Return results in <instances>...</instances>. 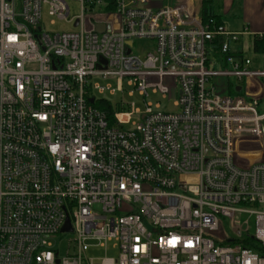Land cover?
I'll list each match as a JSON object with an SVG mask.
<instances>
[{
    "label": "built area",
    "instance_id": "built-area-1",
    "mask_svg": "<svg viewBox=\"0 0 264 264\" xmlns=\"http://www.w3.org/2000/svg\"><path fill=\"white\" fill-rule=\"evenodd\" d=\"M67 1L0 0V264H264V111L250 83L264 70L232 47L240 33L204 22L195 0H75L72 17ZM43 9L76 29L49 34ZM135 39L153 42L143 60ZM217 76L244 93L216 94ZM124 78L163 97L173 79L176 110L147 103L131 127L118 110L109 124L92 93ZM246 142L263 158L241 166ZM59 232L75 253L58 255ZM92 241L116 256L89 257Z\"/></svg>",
    "mask_w": 264,
    "mask_h": 264
},
{
    "label": "rangeland",
    "instance_id": "rangeland-1",
    "mask_svg": "<svg viewBox=\"0 0 264 264\" xmlns=\"http://www.w3.org/2000/svg\"><path fill=\"white\" fill-rule=\"evenodd\" d=\"M157 0H150L148 5L156 4ZM69 7V16H78L80 14V6L79 3L75 0H68ZM40 23L44 26L45 30L49 34H53L55 32H63V31H72L76 28L73 27L72 22H69L65 19H59L55 16L48 15L46 9H43ZM153 42L149 39H135L132 43L131 49L140 59H144L146 53L152 49ZM246 55L254 61V66L259 67L261 65V56L256 55L251 49L246 50ZM94 81L100 84H108L110 88H116L117 82L115 79L101 80L94 79ZM159 82V80H154ZM253 83L251 86V90L255 93L261 92L260 85H258V81L252 79ZM163 84L171 87V90L167 93L165 97L162 96V93L157 90L153 92L151 88L148 89V93L146 96H143L138 92V90L127 84V78H124L121 81V90L110 91L105 90L103 93H97L94 91L92 94L96 99H104L109 102L112 108L122 112L119 119L125 117L127 120H121L124 128L131 127L132 122H137L139 120V114L145 111V104H150L152 109L158 111H167L172 112L176 110L174 106L175 100V91L173 88L174 80L171 78H166L162 81ZM209 84H213L215 86V93L220 95H225L227 93V81L225 77H212L209 81ZM263 93V92H262ZM249 95V93H247ZM158 105V108H156ZM264 100L260 101L258 104V113H262ZM132 109L137 111L136 113H132ZM128 115V116H127ZM239 152L236 155V161L242 166L247 165L253 161L261 160L263 157L259 155L254 148V144L251 142L242 143L240 145ZM245 149H247V154H245ZM244 150V151H243ZM247 156V157H246ZM73 233L72 232H59L52 238L55 248L58 251L59 256L71 255L76 252V247L72 244ZM93 245L87 251V255L93 258H104V257H115L117 254L116 249L113 247L112 241H106L102 245L98 244V241H92Z\"/></svg>",
    "mask_w": 264,
    "mask_h": 264
},
{
    "label": "crops",
    "instance_id": "crops-1",
    "mask_svg": "<svg viewBox=\"0 0 264 264\" xmlns=\"http://www.w3.org/2000/svg\"><path fill=\"white\" fill-rule=\"evenodd\" d=\"M195 5L202 13L203 6L209 7V13L213 21L218 22L226 30L238 32L239 38L232 43V47L243 57H247L246 50L251 49L256 55L261 56V65L254 66V61L250 59L249 67L253 70H264V53L253 49V40L263 35L264 37V0H195ZM174 4L176 0H157L156 4L151 6L158 7L163 4ZM208 13V14H209ZM262 37V36H261ZM260 85L261 92L258 93L259 101L264 100V79H255ZM227 93L240 91L244 93L246 83L232 78H226ZM251 85L253 81L250 82ZM250 85V86H251ZM239 87V88H238ZM263 92V93H262Z\"/></svg>",
    "mask_w": 264,
    "mask_h": 264
},
{
    "label": "trees",
    "instance_id": "trees-1",
    "mask_svg": "<svg viewBox=\"0 0 264 264\" xmlns=\"http://www.w3.org/2000/svg\"><path fill=\"white\" fill-rule=\"evenodd\" d=\"M209 7L208 6H203V10H202V13H201V17H202V20L204 22H207L209 20V17H213L212 15H210V13L208 12L209 10ZM209 13V14H208ZM213 20V19H212ZM214 24H219L218 22L216 21H213ZM217 42V41H216ZM217 44L218 42L213 46V49L216 50L217 49ZM253 49L255 51H258V52H261V53H264V37H258L256 39L253 40ZM237 93L236 91H233L232 94H235ZM93 106L97 107L98 109L102 110L105 112L106 116H107V119L109 121V124H114V121H115V112L117 111L116 109L114 110L111 106V104L109 102H107L106 100L104 99H96L94 100L93 102ZM259 253L261 254H264L263 252L261 251H258Z\"/></svg>",
    "mask_w": 264,
    "mask_h": 264
},
{
    "label": "water",
    "instance_id": "water-1",
    "mask_svg": "<svg viewBox=\"0 0 264 264\" xmlns=\"http://www.w3.org/2000/svg\"><path fill=\"white\" fill-rule=\"evenodd\" d=\"M76 21L74 22V25H76ZM104 24H102V23H97L96 24V26H95V29H96V31H99V32H101V31H103L104 30ZM239 88V87H238ZM89 101L90 102H93V98H89ZM263 132H264V130H263ZM61 230L62 231H70L71 230V227H70V224H69V220H68V218H66V220H65V224L63 225V227L61 228Z\"/></svg>",
    "mask_w": 264,
    "mask_h": 264
}]
</instances>
